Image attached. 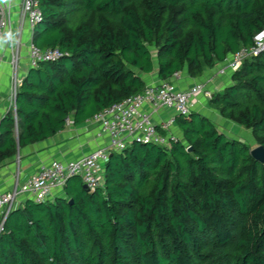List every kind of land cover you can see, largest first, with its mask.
Returning <instances> with one entry per match:
<instances>
[{
	"label": "trees",
	"instance_id": "16d2710c",
	"mask_svg": "<svg viewBox=\"0 0 264 264\" xmlns=\"http://www.w3.org/2000/svg\"><path fill=\"white\" fill-rule=\"evenodd\" d=\"M37 4L31 41L61 57L21 79L0 162L141 92L144 74L201 77L264 26V0ZM230 76L209 102L264 148V51ZM174 125L181 136L166 147L112 152L99 187L71 176L52 201L24 199L4 220L0 264H264V163L196 111Z\"/></svg>",
	"mask_w": 264,
	"mask_h": 264
},
{
	"label": "built area",
	"instance_id": "2783aa9c",
	"mask_svg": "<svg viewBox=\"0 0 264 264\" xmlns=\"http://www.w3.org/2000/svg\"><path fill=\"white\" fill-rule=\"evenodd\" d=\"M13 0H0V43H14L12 31ZM19 19L25 22L29 29L39 23L41 13L37 0H19ZM252 45L241 47L237 52L229 54L218 67L220 75H230L240 68L242 63L264 51V26L253 36ZM19 43L16 42L12 56V78L10 99L15 109L17 87L20 84L18 63L20 57ZM27 56L30 67H36L40 62H54L61 57L58 48L40 49L30 40L27 45ZM177 75V74H175ZM174 75V76H175ZM210 99L213 91L206 87L204 81L178 90L169 82L148 84L144 89L120 102L114 103L96 115L88 122L97 125L96 137H106L107 145L98 147L91 152L73 160L54 159L24 179L17 180L8 190L0 193V233L3 223L10 211L15 208L19 199L30 198L38 203L52 201L63 194V188L68 178L78 176L82 184L89 189L102 185L105 164L112 152H120L133 141L157 144L166 147L177 136L172 132L177 115H188L194 100L199 96ZM167 109L171 115L156 123L151 113ZM72 121L68 118L67 124Z\"/></svg>",
	"mask_w": 264,
	"mask_h": 264
},
{
	"label": "crops",
	"instance_id": "0c3cea01",
	"mask_svg": "<svg viewBox=\"0 0 264 264\" xmlns=\"http://www.w3.org/2000/svg\"><path fill=\"white\" fill-rule=\"evenodd\" d=\"M19 10V0H13L12 31L15 39L14 43L10 44L7 41L0 43V132L3 131V127L1 126L2 120L10 110L15 118L10 99V85L13 72L12 56L16 42H18L20 46L18 63V74L20 79L24 77L30 67L27 56V45L31 40L32 30L29 29L25 22L19 19ZM220 63H217L212 68H205L203 75L199 78H192L185 71L168 80L158 79L156 73L144 74L142 78L146 85L169 82L178 90L190 87L194 85L196 81H204L206 87L215 93L222 90L232 81L230 73L226 75H220L218 73ZM203 100L205 101V98L199 95L194 100L192 110L205 116L202 111L206 110L207 107L205 104L208 99L205 101V104L202 103ZM146 110L151 113L156 123L167 119L172 114L171 111L167 109L154 111L150 107H146ZM209 120L211 121V119ZM96 131L97 125H95L94 122L85 121L78 125L71 122L67 124L63 130L50 138L21 148L17 146V151L14 156L0 162V193L10 189L17 180L23 181L28 178L34 174L41 165L47 164L54 159L63 161L73 160L86 155L98 147L107 145L106 137H96ZM172 132L178 137L181 136L180 130L175 125L172 128ZM17 133V127L15 126V139H17ZM23 200L24 198L19 199L15 207L19 206Z\"/></svg>",
	"mask_w": 264,
	"mask_h": 264
},
{
	"label": "rangeland",
	"instance_id": "374dc122",
	"mask_svg": "<svg viewBox=\"0 0 264 264\" xmlns=\"http://www.w3.org/2000/svg\"><path fill=\"white\" fill-rule=\"evenodd\" d=\"M206 100L207 99H205V101ZM205 101L203 100L202 103L205 104ZM205 105L207 108L206 110L202 111V113H204L206 117L211 119L217 129L223 132L227 137L242 140L246 145H248L251 150L258 146L250 130L240 126L232 120H228L223 117L221 118L218 109L215 108V106L211 105L209 100L206 101Z\"/></svg>",
	"mask_w": 264,
	"mask_h": 264
},
{
	"label": "water",
	"instance_id": "95a60500",
	"mask_svg": "<svg viewBox=\"0 0 264 264\" xmlns=\"http://www.w3.org/2000/svg\"><path fill=\"white\" fill-rule=\"evenodd\" d=\"M251 155L255 160L264 163V148L262 146H257L256 148L252 149ZM82 187L84 190H89V188L85 184H83Z\"/></svg>",
	"mask_w": 264,
	"mask_h": 264
}]
</instances>
